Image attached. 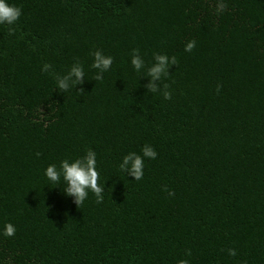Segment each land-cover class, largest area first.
<instances>
[{
	"label": "trees",
	"instance_id": "trees-1",
	"mask_svg": "<svg viewBox=\"0 0 264 264\" xmlns=\"http://www.w3.org/2000/svg\"><path fill=\"white\" fill-rule=\"evenodd\" d=\"M9 3L22 14L0 24V264H264V0ZM97 49L114 57L102 80ZM155 52L176 57L158 81L171 99L144 87ZM74 63L84 83L60 90ZM145 143L158 155L136 180L118 165ZM87 149L104 199L77 205L44 169Z\"/></svg>",
	"mask_w": 264,
	"mask_h": 264
},
{
	"label": "clouds",
	"instance_id": "clouds-1",
	"mask_svg": "<svg viewBox=\"0 0 264 264\" xmlns=\"http://www.w3.org/2000/svg\"><path fill=\"white\" fill-rule=\"evenodd\" d=\"M224 3L218 4V11L223 10ZM22 14V9L14 3H9V0H0V24H7L12 26L19 19ZM13 31V28L9 29ZM196 45L195 40H190L185 44L184 50L190 52ZM94 57L92 67L98 69L95 74L96 80H102L104 72L108 71L113 63L114 57L111 55H105L101 50H95L91 53ZM154 62L147 67L148 82L144 87L153 93L162 91L165 99H171L172 92L169 90L167 83L163 84L161 89L158 81L162 80V77L169 74L170 65L176 64V57H169L167 54H161L159 52L153 53ZM131 64L133 68L140 72L145 68V61L140 54L138 48H134L131 51ZM52 69V65L44 63L42 71L49 72ZM58 88L63 91L70 90L73 86L82 85L85 81L84 66L80 63H74L66 74L55 75ZM219 90V85H218ZM141 153L136 151H129L125 154L119 163L118 167L125 174L134 177L136 180H140L144 176V160L145 158L155 159L158 155L157 151L151 144L145 143L141 148ZM37 156L40 153H36ZM44 175L47 179L61 186V179L63 180L62 191L66 196H70L74 199L77 205L82 204L91 191L96 198L97 203H100L104 199V187L103 183H98L99 172L97 169V153L93 149H87L85 154L75 159L64 158L60 161L59 167L55 163L49 164L44 169ZM170 195L173 193L170 191ZM16 228L11 222H5L2 228V234L4 236H13ZM228 254L231 256L236 255V249L229 248ZM191 255L190 251L187 253ZM177 264H190L188 259H180Z\"/></svg>",
	"mask_w": 264,
	"mask_h": 264
}]
</instances>
